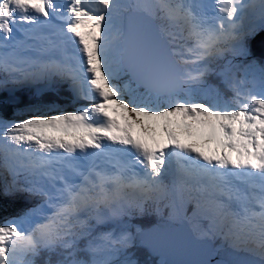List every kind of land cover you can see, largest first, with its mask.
<instances>
[{
  "label": "snow or ice",
  "instance_id": "obj_1",
  "mask_svg": "<svg viewBox=\"0 0 264 264\" xmlns=\"http://www.w3.org/2000/svg\"><path fill=\"white\" fill-rule=\"evenodd\" d=\"M128 8L150 19L125 28ZM260 33L264 0H0V90L41 83L78 105L0 113V168L36 199L0 221V264L57 250L55 264H141L139 245L173 243L131 223L162 201L203 255L221 238L264 264V66L250 60Z\"/></svg>",
  "mask_w": 264,
  "mask_h": 264
},
{
  "label": "trees",
  "instance_id": "obj_2",
  "mask_svg": "<svg viewBox=\"0 0 264 264\" xmlns=\"http://www.w3.org/2000/svg\"><path fill=\"white\" fill-rule=\"evenodd\" d=\"M250 60H255L257 64L260 66H264V59L259 57H250ZM249 81H251L252 77H248ZM127 80V77H125ZM208 83L212 85H219L221 94L225 100H231L233 93L230 89L220 85V78L215 74L210 75L208 77ZM31 84V85H20L17 89L12 93V95H8L7 92H0V113L5 115L8 118H13L14 114H16L22 108L29 107H48L49 105H55L56 108L64 107L65 104L69 100V93L66 88H61L59 91H46L40 92L39 89L44 87L43 84ZM135 86L134 84L132 85ZM250 87V85H247ZM142 90V89H141ZM8 97H14L17 100L16 103L8 102ZM2 157L3 154H0ZM2 159V158H1ZM0 168V221L2 218L7 217H16L22 213L24 208L29 206H33L36 203V199L33 197L24 194L23 192H19L14 188L11 184V181L6 176L7 183H4ZM21 185H17L16 187H20ZM166 202V201H164ZM156 205L153 202H147L145 204V211L143 214H137L132 220L131 223L134 226H138L144 233H146L151 228L157 225H164L165 227H174L176 226L172 222L165 223L168 218H170L171 210L163 205ZM157 207L161 209V211H157ZM192 206L189 205L188 209H191ZM192 210L188 211V214H191ZM172 219V217H171ZM170 220V219H169ZM180 227V226H179ZM178 229V228H176ZM189 231V230H188ZM192 234V235H191ZM191 238L196 240V237L193 233H191ZM197 241V240H196ZM83 243V242H81ZM215 247L220 246L224 248L222 244L214 245ZM61 250H57V252L49 253L48 251H42L41 254L37 257H29V259H35L36 264H44V262L50 259L53 264L56 261L63 259L62 255H59L58 252ZM222 251V249L220 250ZM219 251V252H220ZM225 252V251H224ZM137 258L141 261V264H160L162 260H165L162 256H155L150 251H148L144 246L139 245L136 249ZM218 253L210 254L207 256L209 258H214V264H217L218 261H221L217 258Z\"/></svg>",
  "mask_w": 264,
  "mask_h": 264
},
{
  "label": "bare ground",
  "instance_id": "obj_3",
  "mask_svg": "<svg viewBox=\"0 0 264 264\" xmlns=\"http://www.w3.org/2000/svg\"><path fill=\"white\" fill-rule=\"evenodd\" d=\"M129 15H134V16L130 17ZM148 20L149 19H147L146 17L141 16V15L128 14L125 16L124 26H125V28L130 27V24L133 21L137 22L140 26H142ZM262 47H264V33H260L251 44L252 53L254 55L262 56L263 58H261V59H264V52L262 53L260 51V48H262ZM8 178L11 181V177L8 176ZM188 230L189 229L187 228L186 225L180 226L178 229H175L171 226L165 227L164 225H157V226L151 228L150 230H148L146 233L152 234V235L166 234V235L171 237L173 243L169 246L170 249L165 248L164 251L160 255L165 260L167 258V261H169L170 264H187V262H190V261L207 259V256L200 253L197 249V244L199 241H196L194 238L192 239L190 236L191 232ZM183 232H185L188 237H187V239L184 238V241H181V239H182L181 234ZM142 246H144L148 251H150V248L147 245H142ZM224 251L225 252L227 251V252L225 253ZM150 252L152 254L154 253L153 251H150ZM228 254H231V256H233V258L235 260V261L231 262L232 264H245V262H247V261H255L256 260V259H253V258L245 256V255L237 254V253L232 252L228 249H224V250L218 252L217 258L220 260L227 261L228 256H229ZM231 263L229 262V264H231Z\"/></svg>",
  "mask_w": 264,
  "mask_h": 264
},
{
  "label": "rangeland",
  "instance_id": "obj_4",
  "mask_svg": "<svg viewBox=\"0 0 264 264\" xmlns=\"http://www.w3.org/2000/svg\"><path fill=\"white\" fill-rule=\"evenodd\" d=\"M141 1H143L144 2V0H141ZM257 3V5L260 3V0H257L256 1ZM121 3L122 4H126L127 5V0H121ZM258 8V7H257ZM259 10V9H258ZM130 17H133L134 15H129ZM134 19V18H133ZM132 19V20H133ZM125 23V19L123 18V24ZM133 24V25H132ZM138 26H140L137 22H135V21H133V22H131V24H130V27H138ZM260 51L263 53L264 52V47H262V48H260ZM252 57H260V58H263L262 56H258V55H252ZM36 84V86H38L37 84H41V83H35ZM27 85H31V84H27ZM20 85H9L8 86V89L7 90H0V92L2 91V92H7L8 93V95H12V93L17 89V87H19ZM9 99H7V101L8 102H11V103H16L17 102V100H15L14 99V97H8ZM71 99H72V97H71V95H70V93H69V100L65 103V104H63V106L64 107H58V108H55V110L56 111H61V110H67V111H72V110H74L78 105L77 104H74V103H72L71 102ZM30 108H32V107H29V108H22V109H20V110H25V112H24V114L25 115H30L31 114V112H29V111H27L28 109H30ZM38 109H39V111L40 112H42V113H46L47 111H48V107H37ZM16 118H20L19 116H16ZM0 154H3V152L2 151H0ZM2 157L0 156V159H1ZM1 174H2V177H3V180H4V183H7V179H6V176L8 177V175L6 174V173H4V171H3V169H1ZM5 174H6V176H5ZM29 207H31V206H29ZM29 207H27V208H24L23 209V211H20L19 213H22V212H24V211H26ZM9 218H12V217H7V218H2V221L3 220H5V219H9ZM182 239H181V241H184V238L185 239H187V234L185 233V232H183L182 234ZM218 248V247H217ZM166 249H170V247L168 246V247H166ZM151 251V250H150ZM227 252V251H226ZM225 252V253H226ZM162 253V252H161ZM161 253H156V252H154L153 253V255H155V256H160L161 255ZM229 256H228V262H233V261H235L234 260V258H233V256H231V254H228ZM225 256V255H224ZM208 259H210L211 260V264H214V262H213V260H214V258H209L208 257ZM216 259H218V258H216ZM166 260H167V258H166ZM232 264V263H231Z\"/></svg>",
  "mask_w": 264,
  "mask_h": 264
}]
</instances>
